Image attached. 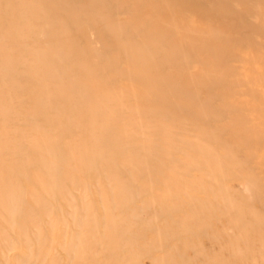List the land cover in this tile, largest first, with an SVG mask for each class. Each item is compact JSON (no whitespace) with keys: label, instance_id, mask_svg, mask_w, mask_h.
<instances>
[{"label":"rangeland","instance_id":"obj_1","mask_svg":"<svg viewBox=\"0 0 264 264\" xmlns=\"http://www.w3.org/2000/svg\"><path fill=\"white\" fill-rule=\"evenodd\" d=\"M0 264H264V0H0Z\"/></svg>","mask_w":264,"mask_h":264}]
</instances>
